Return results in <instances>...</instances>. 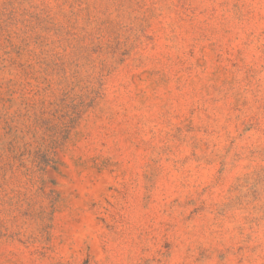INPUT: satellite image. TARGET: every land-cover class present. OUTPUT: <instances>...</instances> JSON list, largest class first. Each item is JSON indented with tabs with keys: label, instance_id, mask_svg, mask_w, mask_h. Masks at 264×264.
<instances>
[{
	"label": "rangeland",
	"instance_id": "374dc122",
	"mask_svg": "<svg viewBox=\"0 0 264 264\" xmlns=\"http://www.w3.org/2000/svg\"><path fill=\"white\" fill-rule=\"evenodd\" d=\"M0 264H264V0H0Z\"/></svg>",
	"mask_w": 264,
	"mask_h": 264
}]
</instances>
